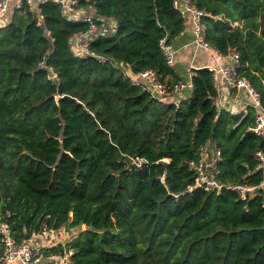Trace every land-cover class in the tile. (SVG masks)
<instances>
[{"label":"trees","instance_id":"obj_1","mask_svg":"<svg viewBox=\"0 0 264 264\" xmlns=\"http://www.w3.org/2000/svg\"><path fill=\"white\" fill-rule=\"evenodd\" d=\"M176 1L80 0L117 23L91 42L107 62L75 51L71 39L87 24L57 3L41 4L44 23L27 3L11 9L0 27V220L19 242L66 228L78 234L63 264H264L262 196L242 200L231 187L263 178L256 109L220 108L205 67L193 70L191 96L178 106L119 67L154 69L169 88L183 80L161 46L185 28ZM191 3L212 15L205 40L238 51L264 107V0ZM212 142L221 153L206 167L223 187L206 191L191 162ZM63 252L46 248L43 264Z\"/></svg>","mask_w":264,"mask_h":264},{"label":"built area","instance_id":"obj_2","mask_svg":"<svg viewBox=\"0 0 264 264\" xmlns=\"http://www.w3.org/2000/svg\"><path fill=\"white\" fill-rule=\"evenodd\" d=\"M179 1L176 5L179 6ZM54 2L60 5L63 14L69 20L82 21L87 24V29L80 32L71 39L72 46L79 54L86 56H93L99 58L101 61L107 62L108 56L97 53L91 48V42L100 36L111 35L117 30V23L114 19H106L96 14V8L93 5L81 8L80 0H0V27L4 25L5 18L12 8L19 9L24 3H27L30 8L36 13L40 23H44V16L41 13L40 6L43 3ZM188 12L192 15L194 23L195 42L200 47L206 49L210 56V64L205 68L212 72L213 79L217 85L220 98L225 92H230L232 89L244 90L250 98V104L243 107L244 114L247 113L249 105L256 109L255 124L251 130L256 134H263L264 132V107L262 104L261 96L257 90L249 83L248 79L239 71L240 55L237 50L231 49L227 54H223L219 49L213 47L205 40L206 28L204 25L205 17L212 16L207 10L199 9L188 1L185 5L183 13ZM49 35V32H48ZM161 46L166 55L167 62L170 66L175 64L176 50L172 43H167L162 40ZM116 65L119 64L113 61ZM124 69L126 73L131 76L132 83L136 86L142 87L144 91L150 93L153 98L160 101L167 102L178 106L180 102L185 99L183 91L191 88V81L181 80L175 83L171 88L167 87L160 80V76L154 69H146L140 71L136 75H132L125 65L119 66ZM193 71L191 73V77ZM191 80V78H190ZM220 150L216 149L215 156L220 155ZM202 158L198 161H192L191 164L196 169L195 186L202 187L206 191L213 189H221L222 183L217 179L214 173L207 170L205 164V149L201 151ZM256 157L259 164L263 168V178L258 185H231L232 189L236 190L242 200H246L250 196L260 194L262 196L264 205V152L258 150ZM134 162L141 164L140 159H134ZM193 187H191L192 189ZM49 232L57 233L58 238H63L55 245H61L64 248L62 258L53 259L54 264H63L66 262L72 250L66 248L69 237H65L66 233L71 234L66 228L54 232L45 230L42 234H34L30 240H22L19 242L13 234V230L6 220H0V244L2 252L0 254V264H43L44 263V250L52 247L44 244L45 240L51 239ZM60 232V233H58ZM38 242H33V239ZM39 238V239H38ZM41 242V243H40Z\"/></svg>","mask_w":264,"mask_h":264},{"label":"crops","instance_id":"obj_3","mask_svg":"<svg viewBox=\"0 0 264 264\" xmlns=\"http://www.w3.org/2000/svg\"><path fill=\"white\" fill-rule=\"evenodd\" d=\"M188 1L190 0L179 1V7L182 10V12ZM9 15L10 12L8 13L5 20L8 19ZM184 15L186 19L185 28L172 41V45L176 50L175 64L173 66V69L181 79L191 81L190 78H192L191 77L192 71L194 69L206 67L208 64H210L211 60L208 51L197 45V43L195 42L194 23L192 21V15L189 14L188 12L184 13ZM234 91L235 92L233 94L232 91L225 92L220 98H218L217 103L220 106V108L223 107L232 111L233 113H239L243 109V107L246 106L248 102H250V98L245 91L236 90V89ZM183 95L185 96V98H189L191 96V88L185 89L183 91ZM204 149L206 154L205 161L206 159L210 158V155L212 157L215 156L216 148L214 142L207 145ZM209 170L213 173L212 169ZM49 236L50 237L55 236V238L58 237L57 233L54 234L52 232H49ZM56 241L57 240L48 239L45 240L44 243H47L49 246L51 245L54 246V243H56ZM57 257H58L57 259L62 258V255L59 254Z\"/></svg>","mask_w":264,"mask_h":264},{"label":"rangeland","instance_id":"obj_4","mask_svg":"<svg viewBox=\"0 0 264 264\" xmlns=\"http://www.w3.org/2000/svg\"><path fill=\"white\" fill-rule=\"evenodd\" d=\"M212 156L210 155V158L209 159H206V161H205V164H207L208 162H210V160L212 161L213 160V158L215 157V156H213L212 158H211ZM208 167V166H207ZM207 170H209V168L207 169ZM210 171V170H209ZM58 233H60V232H58ZM71 233H73V234H69V233H66V235H65V237H69V239H72L73 237H75L78 233L76 232V231H71ZM55 234V233H54ZM71 235V236H70ZM39 239V238H38ZM51 239L52 240H57L56 241V243H58L60 240H62V239H64V237L63 238H58V237H56L55 238V236H53V237H51ZM33 242H38V240H35V238L33 239ZM41 243V242H40ZM44 244H47V243H44Z\"/></svg>","mask_w":264,"mask_h":264},{"label":"water","instance_id":"obj_5","mask_svg":"<svg viewBox=\"0 0 264 264\" xmlns=\"http://www.w3.org/2000/svg\"><path fill=\"white\" fill-rule=\"evenodd\" d=\"M52 48H53V45H52ZM49 55V54H48ZM46 69H49V67L48 66H44ZM54 79L56 80V82H58V78L56 77V75H55V77H54ZM27 237H28V235H26Z\"/></svg>","mask_w":264,"mask_h":264}]
</instances>
